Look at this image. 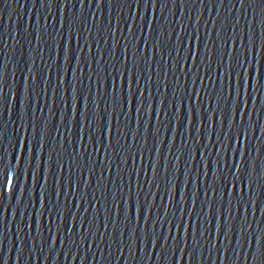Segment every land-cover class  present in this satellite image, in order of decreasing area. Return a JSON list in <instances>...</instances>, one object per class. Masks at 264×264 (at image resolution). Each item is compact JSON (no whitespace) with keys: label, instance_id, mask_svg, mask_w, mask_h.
<instances>
[{"label":"water","instance_id":"1","mask_svg":"<svg viewBox=\"0 0 264 264\" xmlns=\"http://www.w3.org/2000/svg\"><path fill=\"white\" fill-rule=\"evenodd\" d=\"M262 62L257 0H0V264H256Z\"/></svg>","mask_w":264,"mask_h":264},{"label":"snow or ice","instance_id":"2","mask_svg":"<svg viewBox=\"0 0 264 264\" xmlns=\"http://www.w3.org/2000/svg\"><path fill=\"white\" fill-rule=\"evenodd\" d=\"M257 2H258V3H264V0H257ZM246 51H247V48H246ZM255 72H256V69H255V68H252V69H251L250 78H251L252 75L255 74ZM260 77H261V80H262V77H264V62L261 63ZM124 103L127 104L128 101L125 100ZM131 103H132L133 106H135V104L137 103L136 95H135V94H133V96H132ZM134 110H135V109H134ZM239 114H240V106L237 107V116H239ZM76 115H77L76 124H79V123L81 122V118H80V113H79V111L76 113ZM37 134H38V133H37ZM30 143H31L30 141H26V142H24L23 147H24V152H25V154H26V153L28 152V150H29ZM18 147H19V145H18ZM32 153H33V154H32V160H33V161H36V160L38 159V156H37L36 151H35L34 148L32 149ZM13 159H14V160L17 159V156H16L15 151H14ZM20 162H21V164L23 165V164L25 163V160H24L23 158H21V159H20ZM0 167H2V165H0ZM42 173H43V169L41 168V176H40V179H43V175H42ZM21 175H22V173L18 171V172H17V176H16V184L13 186V190H14V188L18 187V185H19V180H20V176H21ZM28 175H29V179H31L32 176H33V173H32L31 168L29 169V173H28ZM255 183H256V181L253 182V184H255ZM3 185H4V176H3V175H0V186H3ZM233 187L236 188L237 191L245 192V191L248 190V189H247V184H246V182H244V181H237V182L233 185ZM252 192H253V194H255V189H254V188L252 189ZM259 196H260L261 199H264V183H260V192H259ZM142 212H143V209H141V213H142ZM256 264H264V250H262V251L259 253V255L257 256V258H256Z\"/></svg>","mask_w":264,"mask_h":264}]
</instances>
